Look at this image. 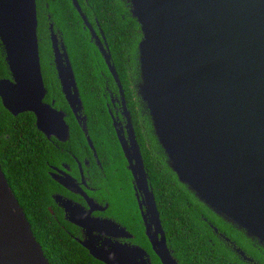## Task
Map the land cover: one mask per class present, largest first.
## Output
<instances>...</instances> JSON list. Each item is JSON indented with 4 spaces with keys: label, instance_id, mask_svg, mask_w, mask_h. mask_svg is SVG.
I'll return each instance as SVG.
<instances>
[{
    "label": "water",
    "instance_id": "1",
    "mask_svg": "<svg viewBox=\"0 0 264 264\" xmlns=\"http://www.w3.org/2000/svg\"><path fill=\"white\" fill-rule=\"evenodd\" d=\"M129 2L142 36L137 95L170 169L200 202L264 248V0ZM72 4L91 39H97L77 1ZM37 27L36 0H0V43L10 75L0 79V99L13 116L34 113L46 134L47 125L60 120L67 131L63 116L43 102ZM50 29L61 91L77 115L83 105L72 65L63 40ZM101 52L126 111L110 54ZM127 120L130 147L121 143L122 149L164 243L154 195ZM82 246L104 264H141L136 252L126 247L118 246L116 256L92 243ZM165 253L158 252L163 264H177ZM0 264H49L1 166Z\"/></svg>",
    "mask_w": 264,
    "mask_h": 264
},
{
    "label": "trees",
    "instance_id": "2",
    "mask_svg": "<svg viewBox=\"0 0 264 264\" xmlns=\"http://www.w3.org/2000/svg\"><path fill=\"white\" fill-rule=\"evenodd\" d=\"M78 1L88 23L94 29L97 25L104 34L111 64L124 90L127 108L141 146L140 154L148 183L175 256L185 264L194 260L199 264H222L219 255L225 254V248L216 239L210 224L239 242L254 243L264 252L256 240L247 237L242 230L200 202L170 169L167 156L154 134L148 112L137 95L136 85L140 80L137 48L142 36L137 21L131 15L129 0ZM36 14L40 66L48 100L53 95L55 106L69 113L54 69L47 63V60L51 61V24L66 46L87 116L86 137L72 118L67 121L70 138L66 146H71L76 152H89L88 137L100 157L107 149L118 150V141L106 111V95L109 90H113L114 83L72 1L36 0ZM46 54L49 55L48 59ZM104 76L110 78L112 84H105ZM0 79H10L1 43ZM137 100L140 101L143 117L136 108ZM56 152L35 128L32 114L13 116L4 109L0 99V166L49 264H103L90 256L68 234L62 218L60 222L55 220L49 211L52 206L49 196L51 180L46 174V161Z\"/></svg>",
    "mask_w": 264,
    "mask_h": 264
},
{
    "label": "flooded vegetation",
    "instance_id": "3",
    "mask_svg": "<svg viewBox=\"0 0 264 264\" xmlns=\"http://www.w3.org/2000/svg\"><path fill=\"white\" fill-rule=\"evenodd\" d=\"M76 1L79 5V1ZM47 17H49V14H47ZM90 26L92 27L91 24ZM50 27H52V31L59 41L62 37L59 32L54 31L53 25L50 24L49 39L51 61L47 60V63L50 68L54 69L58 80L54 61V51L51 43ZM92 29L97 39H93L91 43H93L100 53L111 75L101 52L102 48L105 53L109 54L105 38H103L104 34L102 36V31L97 25L96 29L93 27ZM46 57L48 59L49 55L46 54ZM103 80L105 84L111 83L110 78L107 76H104ZM111 80L114 86L112 87L113 90H109L106 95L108 100L106 103V111L110 118V123L115 132L119 147L118 150H105L104 155L101 157L94 146L92 145L91 147L89 145L88 141L89 152L86 151L85 153L81 151L76 152L71 146H66L70 138V126L67 121L72 118L86 137L87 116L84 113V109L79 111L77 115L70 109L62 94L59 80V89L68 106L69 113L55 106L53 95H50L48 100L47 90L43 102L63 116L62 119L68 128L67 131L62 129V120H60L57 122V125L53 126V123L47 125V135L39 128L37 117L34 113L24 112L18 114H32L35 128L39 130L50 145L57 150L55 155L50 157L48 162L46 161V174L51 180L49 196L52 206L49 207V211L55 220L59 221V219L62 218L64 221L63 223H65L64 229L68 228L66 229L68 234L81 246L82 243H92L97 249L110 252L116 256L118 246L126 247L132 254L136 252L137 262L141 264H163L162 258L159 256L158 252L163 256H167L165 253L166 249L168 256L177 264H185L175 256L161 223L165 240L163 243L161 233H157L145 197L136 188L121 145V143H124L127 147H130L127 117L133 129L140 153L141 146L137 139L138 136L135 132L131 114L127 108L125 93L124 105L126 111H124L119 87L112 75ZM136 102L138 105L136 108L141 114L140 116L143 117L144 113L140 109V101L137 100ZM125 113H127V116ZM159 219L161 222L160 214ZM209 227L212 228L213 233L216 235V239L222 243L225 248V254L219 255L223 260L222 264H264V252L254 243L249 241L239 242L228 237L226 233L219 232L218 229L211 224ZM187 264L199 263L197 260H194ZM203 264H207V262Z\"/></svg>",
    "mask_w": 264,
    "mask_h": 264
},
{
    "label": "rangeland",
    "instance_id": "4",
    "mask_svg": "<svg viewBox=\"0 0 264 264\" xmlns=\"http://www.w3.org/2000/svg\"><path fill=\"white\" fill-rule=\"evenodd\" d=\"M139 90V88L137 87V91Z\"/></svg>",
    "mask_w": 264,
    "mask_h": 264
}]
</instances>
